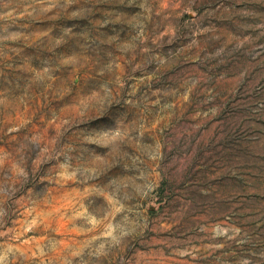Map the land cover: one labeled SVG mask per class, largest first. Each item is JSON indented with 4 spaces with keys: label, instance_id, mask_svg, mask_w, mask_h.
Segmentation results:
<instances>
[{
    "label": "rangeland",
    "instance_id": "rangeland-1",
    "mask_svg": "<svg viewBox=\"0 0 264 264\" xmlns=\"http://www.w3.org/2000/svg\"><path fill=\"white\" fill-rule=\"evenodd\" d=\"M0 264H264V0H0Z\"/></svg>",
    "mask_w": 264,
    "mask_h": 264
}]
</instances>
